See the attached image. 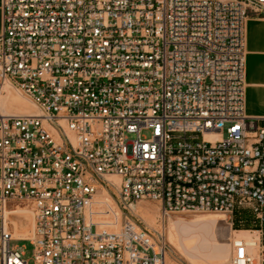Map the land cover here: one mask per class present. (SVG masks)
Listing matches in <instances>:
<instances>
[{
	"label": "built area",
	"instance_id": "obj_1",
	"mask_svg": "<svg viewBox=\"0 0 264 264\" xmlns=\"http://www.w3.org/2000/svg\"><path fill=\"white\" fill-rule=\"evenodd\" d=\"M2 6L0 264H28L13 240L35 264H167L164 231L123 216L142 200L163 217L251 205L257 253L236 238L229 264H264V118L245 112L246 22L264 0ZM19 93L40 113L3 105ZM21 203L26 239L13 236Z\"/></svg>",
	"mask_w": 264,
	"mask_h": 264
},
{
	"label": "bare ground",
	"instance_id": "obj_2",
	"mask_svg": "<svg viewBox=\"0 0 264 264\" xmlns=\"http://www.w3.org/2000/svg\"><path fill=\"white\" fill-rule=\"evenodd\" d=\"M3 105L5 107L17 105L19 107L17 109L24 114L40 113L37 106L20 93L10 95L3 101ZM111 179L117 185L120 183V179L117 177H112ZM142 201L138 202L139 204L137 203L138 211L153 222L156 208L154 209L153 204L142 203ZM110 211L117 216L118 212L115 208L111 207ZM16 213L22 216L27 221V224L18 218L12 219L14 226L13 236L19 239H26L32 233L34 225L31 208L29 206H19L16 209ZM119 219L120 217H117L118 221ZM226 221L227 216L218 213L200 214L192 217L180 216L177 219L170 217L167 224L168 239L170 244L182 256L188 258L192 264H225L229 262L230 242L220 241L218 235L219 227ZM239 234L240 236L238 237L243 236L246 238H253L252 235H254L248 230H241ZM258 240V236L254 238L256 247L253 251L255 254L258 250ZM167 264L175 263L167 257Z\"/></svg>",
	"mask_w": 264,
	"mask_h": 264
},
{
	"label": "rangeland",
	"instance_id": "obj_3",
	"mask_svg": "<svg viewBox=\"0 0 264 264\" xmlns=\"http://www.w3.org/2000/svg\"><path fill=\"white\" fill-rule=\"evenodd\" d=\"M143 135L149 136L150 132L147 130H144ZM142 203H150L153 204L154 209L156 208V212L153 218V222H151L147 217L143 216L141 214L136 205L135 209L133 211H130L128 209H122L123 216L129 215V218L133 220L135 223L139 225L146 226L148 229H157V230H163L167 242L168 247V256L170 260H172L175 264H192L191 261L186 258L185 256H182L171 244L168 239V219L170 217L177 219L180 216L185 217H192L194 215H200V214H208V213H218V214H224L221 212H213V211H203V212H178V213H172L169 215H166L163 217L161 212L160 204L156 201L151 200H143ZM99 206H103V204L106 205L108 208H115L116 211L119 214V208L115 202L112 201V199H106L99 203ZM27 206L24 203L20 204V207ZM110 210V209H109ZM94 214V211H92L89 214V217H92ZM227 221L222 223L219 227V240L224 242H230V258L233 255L234 245L233 240L236 238H240V231L241 230H251V229H257L261 227V222L257 218V214L253 207L251 205L245 204L238 206L233 213L226 215ZM18 219L23 220L24 223L27 224V221L19 215ZM150 222V223H149ZM228 222V223H227ZM253 233V232H252ZM252 235L253 238H256L257 236L255 233ZM31 235V234H30ZM29 235V236H30ZM28 236V237H29ZM243 237V236H241ZM11 248H20L25 253V258L28 260V264H35V254H34V247L32 244H30L29 241L24 240H13L10 243ZM229 262H226L225 264H229Z\"/></svg>",
	"mask_w": 264,
	"mask_h": 264
},
{
	"label": "crops",
	"instance_id": "obj_4",
	"mask_svg": "<svg viewBox=\"0 0 264 264\" xmlns=\"http://www.w3.org/2000/svg\"><path fill=\"white\" fill-rule=\"evenodd\" d=\"M3 30V6L0 0V33ZM245 112L264 118V14L246 22Z\"/></svg>",
	"mask_w": 264,
	"mask_h": 264
}]
</instances>
